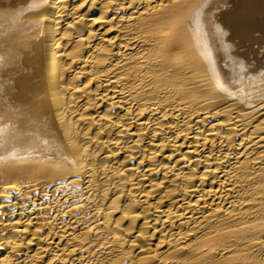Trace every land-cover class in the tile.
Returning <instances> with one entry per match:
<instances>
[{
  "label": "bare ground",
  "instance_id": "6f19581e",
  "mask_svg": "<svg viewBox=\"0 0 264 264\" xmlns=\"http://www.w3.org/2000/svg\"><path fill=\"white\" fill-rule=\"evenodd\" d=\"M0 264H264V0H0Z\"/></svg>",
  "mask_w": 264,
  "mask_h": 264
}]
</instances>
